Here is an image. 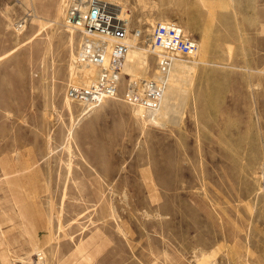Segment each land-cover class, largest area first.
Returning a JSON list of instances; mask_svg holds the SVG:
<instances>
[{
    "label": "rangeland",
    "instance_id": "374dc122",
    "mask_svg": "<svg viewBox=\"0 0 264 264\" xmlns=\"http://www.w3.org/2000/svg\"><path fill=\"white\" fill-rule=\"evenodd\" d=\"M104 1L142 47L161 22L197 43L180 101L155 123L124 71L70 99L69 0H0V264H264V0Z\"/></svg>",
    "mask_w": 264,
    "mask_h": 264
},
{
    "label": "built area",
    "instance_id": "2783aa9c",
    "mask_svg": "<svg viewBox=\"0 0 264 264\" xmlns=\"http://www.w3.org/2000/svg\"><path fill=\"white\" fill-rule=\"evenodd\" d=\"M66 21L69 26L82 32L84 37H98L105 40V43L107 40L113 41L108 51L106 44L83 43L82 60H88L102 68L98 80L92 85L71 87L68 90L70 98L89 105L100 99L117 97L122 63L129 49L127 21L104 0H69ZM150 46L153 50L162 52L158 55V67L163 83H166L165 76L172 63V56L169 53L193 54L198 47L197 43L185 36L183 29L176 23L155 25L150 35ZM107 55L109 59L105 65ZM123 96L131 104L142 105L149 110H155L161 105V94L153 88L150 79L132 81Z\"/></svg>",
    "mask_w": 264,
    "mask_h": 264
},
{
    "label": "bare ground",
    "instance_id": "6f19581e",
    "mask_svg": "<svg viewBox=\"0 0 264 264\" xmlns=\"http://www.w3.org/2000/svg\"><path fill=\"white\" fill-rule=\"evenodd\" d=\"M109 4L117 12V14L120 15V17H122L125 21H127V24L129 27V22L127 19L128 14L126 13V10L123 8H120V6L118 4H115V3H109ZM65 23H66V25H68L66 18H65ZM161 23H169V22H161ZM69 27H70L69 29L75 30L74 27H72V26H69ZM135 35H136V33H135ZM149 41H150V37H149ZM111 42H113V41L107 40V43H105V40L100 39L98 37H94V36H89V37L85 36L84 37V43H86V44H90V45H94V44L95 45H99V44L105 45L106 44L107 51L111 49L110 48L112 45ZM128 43H129V49L126 53L125 60L122 63V71L129 73L132 76L133 81H134V79H138L140 76L144 75L146 72V69L148 68V50L153 51V52H157L158 55L162 52H161V50H157V51L153 50L152 47L146 48V47L140 46V44L137 42L136 38L135 39L133 38V40L128 38ZM169 54L172 56V63H171V66L169 68L167 75L165 76L166 83L161 82L162 81V74L160 72L154 78V80L150 79L153 83V88L158 90V92L161 94V105H160V107L155 109V110H149V109H146L142 105H139V106L134 105L135 108L140 110V112L146 113V111H147L150 114H152L150 116V118H153V120L155 119L156 121L154 120V122L155 123L157 122L159 124H163L161 120L167 118L168 115H170V113L172 114V110L173 111L175 110L174 105H177V104H174L175 101L173 102V100H175V99L179 100L178 96L180 95V92H182L184 90V88H183V90H181L178 81L181 80V78L187 77V76H185V74H186L185 71L187 68H189V64H187L186 61L177 57V55H179L180 53L170 52ZM79 55H80V58L78 57V60L79 61L81 60L80 61L81 68H79V69H80V71H83V73H81V76H83V79L78 78V77H80L79 76L80 74L79 75L76 74L75 65L71 66L72 79L75 82L83 83V84H86V86H90L95 81L98 80V77L100 75L99 69L101 70V68H100L101 66H99L98 64H95V63H91L88 60H82L81 52L79 53ZM105 58H106V62H105V65H106L108 63L107 61L109 59V55H107ZM76 66H78V65H76ZM189 75H191V74H189ZM90 77H92V78L89 80ZM143 78H146V74H145V77H143ZM75 86H77V85H75ZM185 93H186V91H185ZM104 99H106V98H104ZM100 100H102V99H100ZM181 101H182V99H181ZM94 103H96V102H94ZM89 105H91V103ZM179 106H181V105H179ZM179 106H177V107H179ZM177 112H176V114H177ZM170 117H171V115H170ZM203 259H204V262L202 264H205L207 261L205 255L203 256Z\"/></svg>",
    "mask_w": 264,
    "mask_h": 264
}]
</instances>
